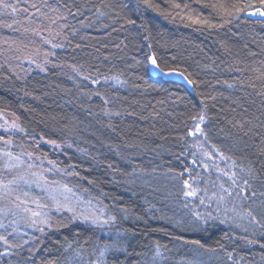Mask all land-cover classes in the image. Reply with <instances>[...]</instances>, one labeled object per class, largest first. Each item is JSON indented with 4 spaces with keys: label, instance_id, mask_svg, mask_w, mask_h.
I'll list each match as a JSON object with an SVG mask.
<instances>
[{
    "label": "trees",
    "instance_id": "1",
    "mask_svg": "<svg viewBox=\"0 0 264 264\" xmlns=\"http://www.w3.org/2000/svg\"><path fill=\"white\" fill-rule=\"evenodd\" d=\"M151 3L0 0V113L39 142L14 144L26 158L64 171L66 184L94 191L118 221L115 237L55 217L34 245L15 247L28 264H96L106 246L107 264H264V17L249 14L262 6ZM218 4L251 7L228 15ZM47 61L57 66H30ZM167 72L192 83L166 80ZM201 115L205 143L235 161L233 172L255 168L246 193L237 196L231 180L205 165L190 137ZM185 181L203 198L231 187L224 195L236 198L246 225L197 209Z\"/></svg>",
    "mask_w": 264,
    "mask_h": 264
},
{
    "label": "rangeland",
    "instance_id": "2",
    "mask_svg": "<svg viewBox=\"0 0 264 264\" xmlns=\"http://www.w3.org/2000/svg\"><path fill=\"white\" fill-rule=\"evenodd\" d=\"M30 66L35 70L44 71L46 68L57 66V64L51 61L30 62ZM197 125L202 129L203 123L199 120L191 132L195 134L190 137L193 139L197 151L202 154L205 165L213 166L215 175L222 178L226 176V179L230 181L229 176L224 173L227 172L230 175L233 172V166L205 143L204 135L196 132ZM0 136L5 138L3 142L5 148L0 152V182L8 184L11 189V192L6 196L0 192V264H28L16 255L15 247L17 245L21 247L34 245L40 236L51 230V223L56 218L65 217L74 222L96 226L104 229V232L109 236L117 237L119 235L118 232H111L112 229H116L118 221L110 219L115 216L98 194L85 186L75 187L66 184L62 181L65 172L55 165L34 162L31 158L23 156L21 148L14 144L13 140L37 145L39 142L23 133L17 122L3 113H0ZM15 150L16 152H14ZM6 153H11L13 157H19L21 163L18 168L7 167L14 161H9ZM19 176H24V180L18 179ZM9 181H15V183L9 184ZM65 185L71 189V192L65 190ZM223 188L231 192L232 195L231 187L224 186ZM191 190H195L196 194L187 196V198L190 203L197 205V209H205L210 213V210L214 211L220 221H232L234 224H238L237 226L246 225L244 216L236 210L238 206L236 198H228L224 195L225 192L221 187L211 191L208 198H203V189H199L197 184L187 187L186 192ZM221 196L224 197L223 200L220 199ZM58 204H62L64 207H58ZM69 208L72 211H69ZM33 213H37V215H33ZM83 216H87L89 219L85 220ZM93 219L99 220L100 223H92Z\"/></svg>",
    "mask_w": 264,
    "mask_h": 264
},
{
    "label": "snow or ice",
    "instance_id": "3",
    "mask_svg": "<svg viewBox=\"0 0 264 264\" xmlns=\"http://www.w3.org/2000/svg\"><path fill=\"white\" fill-rule=\"evenodd\" d=\"M143 3L147 7H153V5L151 3V0H143ZM259 3L261 4L262 7L261 8H257L254 12L249 13L250 15H259L261 17H264V0H259ZM4 6L5 7H10V5H4ZM174 6L176 8L180 7L179 4H175ZM32 7H35V5H32ZM213 7H217L219 10L227 13L228 15H233L234 13L235 14H239L241 12H245L247 8L251 7V5L250 4H244V5L241 6V5H238V4H233L229 8V7L225 6L224 4H218V5H213ZM12 11L15 12L16 8L13 7ZM25 11H27V9H25ZM53 23H55V21H53ZM129 23H132V21H129ZM205 23H207V21H205ZM46 42L50 43V41H46ZM53 46L55 47L56 45H53ZM148 60L150 61V63L153 66H157L158 67L157 60L155 58V54L149 56ZM262 76H264V74H262ZM113 79H116L117 82H119V83H123L122 81H119L118 77H113ZM93 82L96 83L97 81H93ZM189 83H192V81H189ZM230 87H231V85H230ZM204 119H205V117L203 115H201L199 117V120H200L201 123L204 122ZM196 132H199L202 135L204 134L203 130L199 127V125H197V127H196ZM194 134L195 133H190V135H194ZM258 151L261 154H264V141L261 142V145L259 146ZM6 155L9 157V161H14L12 163H9L7 165V167H9V168H18L20 166L21 162L19 161V157H13L11 155V153H6ZM221 158H224L223 157V153H221ZM232 166L236 167L235 161H233ZM29 167H32V166L29 165ZM240 173L243 174V176H247L248 178H243L242 175H240V174H238L236 172H232L230 175L227 172L224 173V175L229 176V179L231 180L232 185L235 188L239 189V191L236 193L237 196H240L241 194L246 193L247 190L252 187V185L250 183V180L258 179V176L256 174V170L251 164L247 165L246 167H240ZM18 179L24 180V176H19ZM238 180H242V184H238L237 183ZM25 182H27V181H25ZM12 183H15V181H9V184H12ZM184 183H185V187H190V185H188L187 181H185ZM64 187H65V190L67 192H71V189L67 188L66 185ZM220 187H221L223 192H225L228 195H231V192H229L227 189H224L223 185H221ZM0 192H2V194L6 196V195H8L11 192V189L9 188L8 184H3L2 182H0ZM195 194H196L195 190H191V191L185 192L186 196H194ZM25 195H27V193H25ZM259 195L264 196V192H260ZM251 196L252 197L257 196V192L256 191H252L251 192ZM223 198H224L223 196L220 197L221 200H223ZM244 198H248V197L245 196ZM17 199H19V198L17 197ZM58 207H64V205L58 204ZM68 210L72 211L71 208H69ZM33 215H37V213H33ZM248 215L251 216V212H249ZM83 219L88 220L89 217L83 216ZM110 219H115V218L114 217H110ZM253 219H255V218L253 217ZM91 222L94 223V224L100 223V221L97 220V219H93ZM104 223H107V221H104ZM191 243L198 244L201 247H203V245H201L200 241H198V240L191 241ZM107 250H108V246H106L104 249L100 250L99 259L97 260L96 264H107V261L105 260V254H106ZM113 264H118V262L114 261Z\"/></svg>",
    "mask_w": 264,
    "mask_h": 264
},
{
    "label": "water",
    "instance_id": "4",
    "mask_svg": "<svg viewBox=\"0 0 264 264\" xmlns=\"http://www.w3.org/2000/svg\"><path fill=\"white\" fill-rule=\"evenodd\" d=\"M150 67H151V76L153 78H157L159 76V70L157 69L156 66H153L150 63ZM164 79L172 81V82H176V83H180V84H184L187 87H189V81L188 79L181 73L179 72H167L163 75Z\"/></svg>",
    "mask_w": 264,
    "mask_h": 264
}]
</instances>
